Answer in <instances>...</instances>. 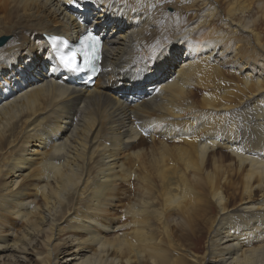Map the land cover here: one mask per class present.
Wrapping results in <instances>:
<instances>
[{"label":"bare ground","instance_id":"obj_1","mask_svg":"<svg viewBox=\"0 0 264 264\" xmlns=\"http://www.w3.org/2000/svg\"><path fill=\"white\" fill-rule=\"evenodd\" d=\"M263 25L264 0H0V264H264ZM88 29L92 87L47 42Z\"/></svg>","mask_w":264,"mask_h":264},{"label":"snow or ice","instance_id":"obj_2","mask_svg":"<svg viewBox=\"0 0 264 264\" xmlns=\"http://www.w3.org/2000/svg\"><path fill=\"white\" fill-rule=\"evenodd\" d=\"M82 43H84L85 46H90L91 48L95 49L97 53L101 47V41L97 37L91 35L86 36ZM59 64L69 72H76L80 70L77 64L75 52H73L70 56H66L65 54L61 53L59 56Z\"/></svg>","mask_w":264,"mask_h":264},{"label":"rangeland","instance_id":"obj_3","mask_svg":"<svg viewBox=\"0 0 264 264\" xmlns=\"http://www.w3.org/2000/svg\"><path fill=\"white\" fill-rule=\"evenodd\" d=\"M170 9V8H169ZM173 9V8H172ZM170 12H173V10L172 11H170ZM263 28V30H264V25L262 26ZM263 33H264V31H262ZM173 45H175V46H177L178 44L177 43H172ZM173 45H169V49H171L172 48V46ZM183 45L182 44H179L178 46H177V48L179 49V48H181V52H184V51H186V48H183L182 47ZM190 51H192L190 48H188ZM160 57V55H159V53H158V50L154 53V55H153V58H152V62H151V65L152 66H154L155 65V63H156V61H157V63L158 64H160V63H162L163 62V59L162 58H159ZM26 172H29L28 170L26 171ZM25 173V172H24ZM115 212H116V214H118V212L115 210ZM14 224H13V227L15 228L14 230L15 231H20L22 228H23V224L22 223H20V222H13ZM22 226V227H21ZM20 227V228H19ZM64 251H66V250H64ZM64 255V256H63ZM68 255H66V253H63L62 255H60L59 257H62V258H65V257H67ZM27 257H28V260L30 261V263H26V264H33V262H34V259H33V256L32 255H27ZM60 261H62L61 259H60ZM18 264H22V263H18Z\"/></svg>","mask_w":264,"mask_h":264},{"label":"water","instance_id":"obj_4","mask_svg":"<svg viewBox=\"0 0 264 264\" xmlns=\"http://www.w3.org/2000/svg\"><path fill=\"white\" fill-rule=\"evenodd\" d=\"M9 41V38L3 37L0 39V48L4 47Z\"/></svg>","mask_w":264,"mask_h":264}]
</instances>
